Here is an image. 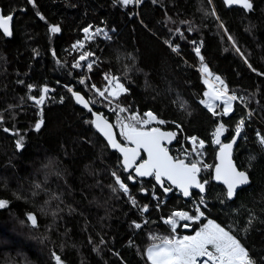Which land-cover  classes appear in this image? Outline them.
I'll return each instance as SVG.
<instances>
[{
	"label": "trees",
	"instance_id": "1",
	"mask_svg": "<svg viewBox=\"0 0 264 264\" xmlns=\"http://www.w3.org/2000/svg\"><path fill=\"white\" fill-rule=\"evenodd\" d=\"M34 3L35 7L27 0H0V10L5 16L14 13L11 36L0 33V121L23 136V147L17 151L16 136L0 130V199L9 202L0 209V264L10 261L54 264L52 251L62 257L64 264H122V261L145 264L146 258L140 253L150 243L148 235L170 231L160 218L173 210L191 214L192 208L175 191L165 195L155 186L164 202L162 211H158L151 179L142 181L146 193L139 191L140 183L129 182L138 206L151 205L148 213L141 214L122 194L118 197L110 191L108 184L113 182L110 170L118 164V156L84 123L88 114L74 104L67 91L72 87L87 96L84 86L78 83L81 73L71 68L73 57L79 54L71 46L83 39V27L92 25L91 31L103 28L111 40L105 41L100 36L95 42H87L96 50L101 63L91 73L85 68L84 75L97 84L102 82L103 71L122 76L124 67L130 63L123 57L134 54L136 66L128 73L127 83V101L132 110L140 114L152 110L165 121L181 124L182 130H177L184 136L195 135L206 141L205 155L214 161L219 148L212 144L210 133L215 125L212 114L199 103L205 88L198 71L199 59L188 42L195 40L201 45L210 71L219 75L230 91L244 96L248 109L254 110L251 125L238 138L232 156L234 164L243 170L248 167L249 153L260 151L255 132L264 130V76H257L240 53L257 71L264 72V0H254V11L250 13L240 7L227 8L222 0H212L211 6L208 0H155V3L142 0L137 7H123L116 0H34ZM213 9L237 42L240 53L233 49L216 19L204 15ZM48 23L59 25L61 32L49 34ZM176 27L185 39L175 33ZM166 39L176 41L178 53L171 52L164 43ZM57 59L63 66L56 63ZM28 85L33 86L31 92ZM45 85L50 90L47 99L36 106L28 96L38 97ZM181 101L188 111L180 108ZM94 108L108 111L102 103ZM234 108L231 119L215 118L217 122L226 121L223 143L231 141L236 120L244 115L242 106L234 104ZM37 119L44 121L39 132L33 130ZM111 122L115 123L114 117ZM160 128L176 129L174 123ZM50 162L56 167L45 168ZM122 175L126 179L127 175ZM45 180L46 191L33 196L34 184ZM225 193L211 181L206 185V217L237 230L247 223L250 214L254 215L256 220L249 232L246 236L240 233V238L251 255L259 259L264 255V157H259L252 168L247 188L240 190L232 201ZM46 200L49 203L45 204ZM27 213L38 218V228L27 221ZM145 217L151 223L146 224ZM133 221L141 223V229H136ZM199 226L193 223L190 231L184 232V225H180L176 231L189 235ZM89 239L95 244H90ZM100 239L106 243L99 244Z\"/></svg>",
	"mask_w": 264,
	"mask_h": 264
},
{
	"label": "snow or ice",
	"instance_id": "2",
	"mask_svg": "<svg viewBox=\"0 0 264 264\" xmlns=\"http://www.w3.org/2000/svg\"><path fill=\"white\" fill-rule=\"evenodd\" d=\"M123 7L129 5H139L142 0H116ZM155 3V0H153ZM28 4L35 7L34 0H27ZM225 5H238L246 13L254 11V0H224ZM209 6L212 0H208ZM24 11V9H20ZM41 20L45 17L39 12L36 13ZM204 15L214 17L219 28L224 29V35L228 37L233 49L240 53V48L232 35L227 31L226 26L220 21L217 12L213 9L210 12L206 11ZM14 13L5 16L0 12V32L4 37L11 35L9 22L13 19ZM183 23H189L183 21ZM92 25L83 27L81 31L84 33L83 39H78L71 47L72 50H78V56L73 57L71 68L79 70L81 73L78 77V83L85 88V94H82L80 89L68 87L67 91L71 93L72 99L76 105H79L86 111L87 118L84 123L89 125L103 141L106 142L108 148L119 153L117 157L118 164L110 170V175L113 182L108 184L110 191L119 197L120 194L127 198V201L141 213H148L151 205L146 204L138 206V200L133 196L131 191L132 184L140 183L139 191L146 193L147 189L142 183L143 178L149 177L154 179L155 185H159L163 193L167 195L170 192L178 190L185 198L193 195V189H198L199 193H206V185L210 183L209 179L202 178V172H208L212 180L218 181L226 188V197L228 200L233 199L237 195V188L241 185H249L251 180V171L258 162L259 157H264V130L255 132V143L260 151L258 153H249L248 167L241 170L239 166L234 165L232 161L233 144L237 142V138L243 134V130L250 127L253 118V111L248 109V101L246 98L234 90L230 91L224 80L210 71L209 66L205 63V58L201 54V45L195 40L188 42L193 45L192 50L199 59L198 71L201 74L202 83L205 86L203 98L199 103L213 116L214 130L210 133L211 142L213 145H218L219 150L216 152V163L214 171L212 166L206 163L204 156L207 152L205 148L206 141L198 139L197 136H185V140L192 145L191 149L185 147L179 155H170L171 149L168 147L174 139L177 138V133L174 131H162L160 126L168 123H174L175 128L182 130V125L174 121H165L160 118L154 111L147 110L140 114L133 111L127 101L129 88L127 83L130 82L128 73L136 66L137 57L134 54H126L123 59L130 62L123 69V75H118L116 72L103 71L100 73L102 82L97 84L91 77L84 75L85 68L91 73L96 67H99L101 61L97 56L96 50L91 47V43L95 42L98 37L103 36L105 41H110L111 37L100 27H96L91 31ZM48 33L56 34L61 32V27L57 24L48 23ZM171 31V30H170ZM175 33L179 34L180 39H185L184 33L179 27L175 28ZM192 28H188L191 33ZM87 43V46H86ZM164 43L171 49V52L178 53L179 45L174 40L166 39ZM35 52V50H34ZM241 58L248 67L256 73L257 76H264V72L257 71L242 53ZM55 57V53L53 54ZM56 63L60 66L59 59ZM69 75L74 73L69 72ZM32 85H28V91H32ZM49 88L45 85L40 89L39 96L29 95L28 100L33 101L36 106L43 105L47 99ZM95 94L93 96L92 94ZM252 94H250L251 96ZM97 97L99 99H97ZM61 97V102H63ZM104 104L107 107V112L102 108H94L96 104ZM234 104L243 107L244 115H241L236 120L233 129L231 141L223 143L221 136L226 131V121L217 122L216 117L223 121L224 117L232 118L235 113ZM180 108L188 111V106L182 101ZM111 113L112 116H109ZM38 115L42 113L38 112ZM191 113L189 112V115ZM112 117L115 118V123H112ZM44 121L37 119L34 123L35 131L41 130ZM118 129L119 135H116ZM0 130L4 133H10L16 136L15 148L20 151L23 147V136L16 133L14 129H9L3 126V121H0ZM247 139V137H245ZM56 164L50 162L45 165V168H55ZM130 170H134L130 171ZM122 173H127L126 179ZM59 175V173H56ZM137 178H141L138 180ZM129 182H132L130 184ZM42 183L34 184L33 196L39 194L40 191H46ZM153 186L152 196L157 202V210L162 211L161 205L164 203L157 195ZM59 199V197H53ZM221 203L224 200L221 199ZM8 201L0 199V209L7 207ZM49 203L48 200L45 204ZM203 205L207 207V202L204 195H201L200 200L193 201L194 214H189L184 210H173L167 217H161L162 222L167 225L170 231L167 234H159L151 232L148 235L149 244L143 250L142 257L145 259V264H264V255L259 259L254 258L247 244L240 238V233L245 236L249 232L256 217L249 215L247 223L237 230L225 228L214 219H208L205 215ZM44 211V208L41 209ZM145 223H151L146 217ZM207 222L204 223V220ZM27 221L31 222L33 228H38V218L33 213H27ZM180 221L199 223L200 227L193 229L192 235H177V224ZM133 226L136 229H141V223L133 221ZM185 228L191 227V224L185 223ZM47 239V237H42ZM90 244L95 242L89 239ZM103 239H100L99 244H105ZM97 248L94 246L93 251ZM118 255L117 253H113ZM54 264H64L62 257L55 251L51 252ZM9 264H15L10 261ZM122 264L126 262L122 261Z\"/></svg>",
	"mask_w": 264,
	"mask_h": 264
},
{
	"label": "water",
	"instance_id": "3",
	"mask_svg": "<svg viewBox=\"0 0 264 264\" xmlns=\"http://www.w3.org/2000/svg\"><path fill=\"white\" fill-rule=\"evenodd\" d=\"M223 1V3H224V0H222ZM225 4V3H224ZM227 8H232V7H239L238 5H225ZM0 12H1V10H0ZM13 19H14V17H13ZM13 19L9 22V27H10V32L12 33V23H13ZM1 34H2V32H0ZM3 35V34H2ZM11 36V35H10ZM9 36V37H10ZM73 100V99H72ZM73 102H74V100H73ZM74 104H75V102H74ZM76 105V104H75ZM78 108H80L81 110H83L79 105H76ZM83 111H85V110H83ZM95 131V130H94ZM97 135L99 136V134L97 133ZM100 137V136H99ZM102 140H103V138L102 137H100ZM239 138V137H238ZM238 138H237V142H238ZM237 142L236 143H234L233 144V151H232V156H233V153H234V150H235V147H236V145H237ZM104 143L106 144V142L104 141ZM173 144V141H172V143L171 144H169L168 146H170V145H172ZM111 152H113V153H115L117 156H119V153H117V152H115L113 149H111V148H108ZM219 150V149H218ZM217 150V151H218ZM216 151V152H217ZM232 161H233V159H232ZM214 162L216 163V153H215V157H214ZM233 164H234V161H233ZM235 165V164H234ZM214 167H215V165H214ZM130 171H133V173H134V170H130ZM213 171H214V168H213ZM125 175H127V173H124ZM138 180H140L141 178H137ZM152 180L153 182H154V184H155V181H154V179H152V178H149V177H146V178H143V180L142 181H148V180ZM211 183H213L214 185H217V186H220V187H222L224 190H225V192H226V188L224 187V185L222 184V183H220V182H218V181H215V180H212L211 179ZM250 185V184H249ZM249 185H241V186H239L238 188H237V193L240 191V190H242V189H245V188H247ZM155 186H157L159 189H161L160 188V186L159 185H155ZM192 191V193H196V194H198V195H202L201 193H199V190L198 189H193V190H191ZM175 192H177L178 193V195H180L182 198H183V200H189L190 199V197L189 198H185V197H183V195L182 194H180L179 193V191L178 190H175ZM169 194V193H168ZM235 197H236V195H234V197H233V199H231L230 201H232V200H234L235 199ZM30 224H31V222H30ZM183 231L184 232H189L190 231V227L189 228H185V227H183Z\"/></svg>",
	"mask_w": 264,
	"mask_h": 264
},
{
	"label": "built area",
	"instance_id": "4",
	"mask_svg": "<svg viewBox=\"0 0 264 264\" xmlns=\"http://www.w3.org/2000/svg\"><path fill=\"white\" fill-rule=\"evenodd\" d=\"M137 6H139V5H135V7H137ZM170 131H174V132L177 133V138L173 140V144L170 145V146H168V147L171 149V151H170V155H174V156L179 155V154L181 153V151H182L185 147H187V149H189V150L191 149L192 145L189 144V143L185 140V136H184V134H183L181 131H178L177 129H173V130H170ZM205 146H206V145H205ZM204 159H205L206 163H208L209 165L212 166V171H213V168H214L215 162L212 161V160L209 161V160L207 159L206 155L204 156ZM206 173H207V172H202V173H201V177L205 175L204 178H206V177H207V174H206ZM208 174H209V173H208ZM207 179H209V181H211V178H207ZM202 195H204V194H202ZM200 197H201V195H199L198 197H191V198L188 200V201H189V207L192 208V210H193V201L195 200V201L198 202V201L200 200ZM201 207H202L203 209H205V207H204L203 205H201Z\"/></svg>",
	"mask_w": 264,
	"mask_h": 264
},
{
	"label": "rangeland",
	"instance_id": "5",
	"mask_svg": "<svg viewBox=\"0 0 264 264\" xmlns=\"http://www.w3.org/2000/svg\"><path fill=\"white\" fill-rule=\"evenodd\" d=\"M201 75V74H200ZM202 81V80H201ZM203 84V83H202ZM203 86H204V84H203ZM204 88H205V86H204ZM203 106V105H202ZM222 137V136H221ZM221 139V138H220ZM218 148H219V146L218 145H216ZM207 174V177L206 178H210V176H209V174H208V172L206 173ZM205 177V175L204 176H202V178H204ZM193 211V213L191 212V214H194V209L192 210ZM190 214V213H189ZM207 221H205V223H206ZM185 223H189V224H193L192 222H185V221H180V222H178V224H177V228L180 226V225H184ZM200 227V226H199ZM169 228V227H168ZM177 232V231H176ZM192 234H194V233H192ZM192 234H189V235H192ZM177 235L178 236H184V235H188V234H180V233H178L177 232Z\"/></svg>",
	"mask_w": 264,
	"mask_h": 264
},
{
	"label": "bare ground",
	"instance_id": "6",
	"mask_svg": "<svg viewBox=\"0 0 264 264\" xmlns=\"http://www.w3.org/2000/svg\"><path fill=\"white\" fill-rule=\"evenodd\" d=\"M192 197V196H191Z\"/></svg>",
	"mask_w": 264,
	"mask_h": 264
}]
</instances>
